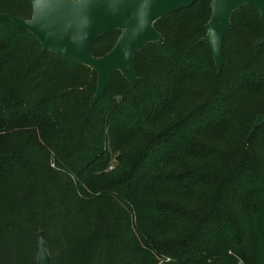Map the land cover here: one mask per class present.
<instances>
[{
	"label": "trees",
	"instance_id": "obj_1",
	"mask_svg": "<svg viewBox=\"0 0 264 264\" xmlns=\"http://www.w3.org/2000/svg\"><path fill=\"white\" fill-rule=\"evenodd\" d=\"M213 1L158 21L164 44L135 56L136 86L116 72L97 103L94 69L0 20V178L12 181L0 264H38L41 237L52 264H238L234 253L264 264V203L253 204L264 193V125L250 139L264 115V18L252 6L233 14L219 74L201 39ZM0 14L29 20L32 1L0 0ZM120 36L98 39L93 56ZM206 135L222 139L199 158L193 141ZM180 152L184 169L160 173Z\"/></svg>",
	"mask_w": 264,
	"mask_h": 264
},
{
	"label": "water",
	"instance_id": "obj_2",
	"mask_svg": "<svg viewBox=\"0 0 264 264\" xmlns=\"http://www.w3.org/2000/svg\"><path fill=\"white\" fill-rule=\"evenodd\" d=\"M33 15L22 19L0 14V20L27 30L42 45L45 53L51 52L94 69L98 74V88L94 102H99L116 72L135 87L138 78L134 58L149 44H164L163 36L155 24L173 13L187 10L201 0H31ZM245 6L258 9L264 18V0H214L212 17L206 29L204 42L211 45L214 61L223 71V46L231 30L233 14ZM121 32L113 50L104 57L92 54L93 44L111 32ZM264 45V40L262 41ZM264 125L260 116L251 132L252 139ZM38 264H52L47 243L39 239Z\"/></svg>",
	"mask_w": 264,
	"mask_h": 264
},
{
	"label": "rangeland",
	"instance_id": "obj_3",
	"mask_svg": "<svg viewBox=\"0 0 264 264\" xmlns=\"http://www.w3.org/2000/svg\"><path fill=\"white\" fill-rule=\"evenodd\" d=\"M208 25V24H207ZM207 35H208V31H207V33H205V35H203L204 37L203 38H201L203 41H204V39L207 37ZM2 42V41H1ZM2 43H4V40H3V42ZM234 51L237 53V54H239V48H234ZM246 51H243V52H241V54L242 55H246ZM12 83H13V80H12V78L11 79H9V81L7 82V89H8V91H11L12 90ZM177 85H179V86H181L182 88L184 87V83H181V84H177ZM246 95L247 96H250V95H252V93L251 92H246ZM66 111V110H65ZM65 114V113H64ZM67 123H68V120H65V126L67 125ZM222 139V137L221 138H218L217 136H210V135H206V136H201V137H197L196 139H194V143H195V145L198 147V148H200V157L199 158H202V156H204V155H206V150H209L210 148L209 147H212V145L214 144V143H216L218 140H221ZM130 146H132V144H129V147ZM188 152V151H187ZM113 154H112V158H111V163H110V167L108 168V170L106 171V174L108 175V177H113V176H115V171L116 170H118V168H119V166H120V164H119V157H120V155H121V152L120 151H117L116 153L115 152H112ZM123 153V152H122ZM182 153V154H181ZM176 154V153H175ZM180 155H185V156H181V157H179V156H177L178 154H176V156H174V157H176V158H172V160H170L169 162H167V164L165 165V166H163L162 168H164V169H162V172H160V173H170V172H177V171H179V169L181 170L182 168L184 169V167L182 166L183 165V162H181V158H183V160L182 161H186L185 159H186V157H189V155H187L185 152H180L179 153ZM192 155H195V154H192ZM180 158V159H179ZM117 172V171H116ZM113 173V174H112ZM107 177V178H108ZM12 184V181L9 179V178H7V177H2V178H0V208L2 207V199H3V196H4V194H6V192L9 190V188H10V185ZM155 184H156V182H154V185L153 186H155ZM116 193H114V194H111L113 197H115L116 195H115ZM115 198H117V196L115 197ZM256 200H258V201H256ZM118 201V200H117ZM261 201H263V203H264V193L263 194H261V195H257L256 197H255V199H254V202H253V204H258V203H262ZM119 206L121 207V208H123V210H124V212H128V209L126 208V206H125V201L121 198L119 201ZM139 204V203H138ZM246 209V205H244L243 207H242V211H244ZM238 211H239V207H238ZM134 219H136L137 220V218H136V214H135V212H134ZM234 257L236 258V259H238V264H244V261L237 255V254H235L234 253ZM159 264H163V262H161V263H159Z\"/></svg>",
	"mask_w": 264,
	"mask_h": 264
}]
</instances>
